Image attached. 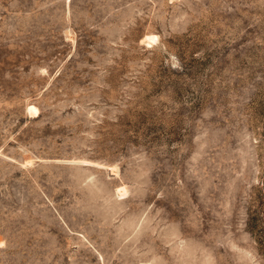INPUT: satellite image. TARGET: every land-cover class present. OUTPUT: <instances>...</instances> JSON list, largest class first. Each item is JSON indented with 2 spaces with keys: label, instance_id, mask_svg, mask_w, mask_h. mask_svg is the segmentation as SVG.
<instances>
[{
  "label": "rangeland",
  "instance_id": "obj_1",
  "mask_svg": "<svg viewBox=\"0 0 264 264\" xmlns=\"http://www.w3.org/2000/svg\"><path fill=\"white\" fill-rule=\"evenodd\" d=\"M0 264H264V0H0Z\"/></svg>",
  "mask_w": 264,
  "mask_h": 264
},
{
  "label": "bare ground",
  "instance_id": "obj_2",
  "mask_svg": "<svg viewBox=\"0 0 264 264\" xmlns=\"http://www.w3.org/2000/svg\"><path fill=\"white\" fill-rule=\"evenodd\" d=\"M157 40V36L156 35H147L146 37V41L148 44H154L155 41ZM28 112L30 115H35L36 112H37V109L35 106H30L29 109H28ZM126 193V189L124 187H120L118 189V194L121 196V195H124Z\"/></svg>",
  "mask_w": 264,
  "mask_h": 264
}]
</instances>
